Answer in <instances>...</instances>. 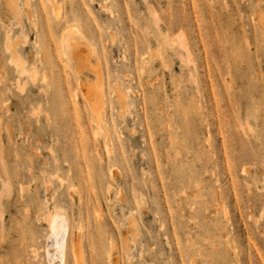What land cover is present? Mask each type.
Segmentation results:
<instances>
[{
    "label": "rangeland",
    "instance_id": "374dc122",
    "mask_svg": "<svg viewBox=\"0 0 264 264\" xmlns=\"http://www.w3.org/2000/svg\"><path fill=\"white\" fill-rule=\"evenodd\" d=\"M23 2L22 28L0 21V264H58L56 214L65 264H264V0H30L32 23ZM71 25L103 76L97 125Z\"/></svg>",
    "mask_w": 264,
    "mask_h": 264
},
{
    "label": "bare ground",
    "instance_id": "6f19581e",
    "mask_svg": "<svg viewBox=\"0 0 264 264\" xmlns=\"http://www.w3.org/2000/svg\"><path fill=\"white\" fill-rule=\"evenodd\" d=\"M0 1L2 4L1 5L2 6V10H1L2 12L0 15V21L4 22L5 20H7L8 22L12 23L13 25L19 26L20 28H22V25H21V22H22L21 21V16H22L21 9L22 8H20L18 5L19 0H0ZM23 8H24L23 11H25V13H26V17L29 19L30 22H31V20L33 22V19L31 18V13H30V0H24ZM54 13H56V12H54ZM4 28L6 29L5 26H4ZM62 34H63V36L61 39V43H62V48L64 50V54H65V57L67 59V62L69 61V63L71 62L73 64L75 74H77L80 77V79H78V80H79V86L81 89V93L83 95V98L87 102V105H88V108H89L91 115L93 117L94 123L96 122V125L100 124L101 122H103L105 120L104 119V107H105L104 104H106L105 103V92H104L103 84H102L103 76H101V73H100L101 69H99V66L97 64L95 65L93 63L92 54H94V53H92L90 51V49L88 48L89 46H87L88 43H86V38L77 26L71 25V26L66 27L63 30ZM7 35H9L8 32H7ZM15 40H16V38L14 39V41ZM8 41H10V40L7 39V42ZM8 44L10 45V49H11V53H12V63H13V66L15 67L18 75H20V76L26 75V76L30 77V80L31 79L35 80V76H37L36 75L37 73H35V71H33L32 67H31V69H27L25 67L24 60L21 59V57L19 56V54L15 50L16 42H13V43L8 42ZM180 46H182V43ZM182 48L184 49V47H182ZM9 62H10V60H9ZM87 73H92L95 76V78L97 79L94 84L90 85L92 81L89 82L87 75H86ZM33 80H31V81H33ZM18 83H20V82H18V79H17V84ZM117 85L118 84H114L113 93L116 97L115 100H117L118 104H120L123 107V104L125 103L124 102V98H125L124 94L126 95V93L123 94L122 92H120V87L118 88ZM121 91H123V90H121ZM122 107H121V109H122ZM2 187H3L2 188L3 193H5L6 195L9 196V194H10L9 183L2 182ZM49 219H50V226H49L50 230L49 231L51 233L50 240H51L52 246H54V249L56 248V256H57V258H59L58 264H65L64 263V250L66 248H64L65 247V244H64L65 241L63 238L65 236H67L66 235L67 234L66 221L62 217H60L58 214H56L54 216H50ZM133 231L135 232L133 224L130 223L128 228H127L126 233L130 234ZM71 245H72V251H73L72 257H74L75 260H77L80 258V255H81L80 249H79L80 245L78 244L77 240H74L73 244H71ZM46 247H47V245H46ZM49 257H50V255H49ZM108 258H110V254L108 255Z\"/></svg>",
    "mask_w": 264,
    "mask_h": 264
}]
</instances>
